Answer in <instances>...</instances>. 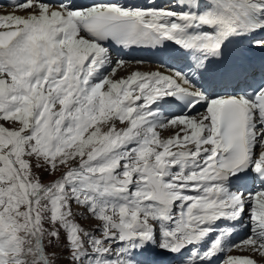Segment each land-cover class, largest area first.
I'll return each mask as SVG.
<instances>
[{"label":"bare ground","instance_id":"1","mask_svg":"<svg viewBox=\"0 0 264 264\" xmlns=\"http://www.w3.org/2000/svg\"><path fill=\"white\" fill-rule=\"evenodd\" d=\"M33 1L14 8L0 6V31L9 32L17 45L0 50V98L13 100L17 98L16 92L25 95L28 86L43 94L49 86L55 88L52 85H71L72 91L88 93L107 108L116 102L123 109H134L147 135L146 139L137 140V144H148L150 153L161 157L155 164L160 172L154 178L149 177L146 185L140 170L135 174L136 199L142 197L141 191L148 197L135 199L134 205L152 213L147 211L151 216L149 219L145 216L146 223L141 220L145 225L141 229L148 235H135L141 239L131 241L133 245L126 248L123 247L129 236L122 228L121 234L110 231L107 238L109 243L115 238L123 246L121 254L128 261L125 263L264 264V185L245 187L233 182L228 188L218 180V170L213 167V158L221 149L216 139V111L221 97L207 98L198 113L187 116L168 114L174 111L170 107L164 112L168 100L163 97L182 83L191 82L193 77L199 88L200 75H205L203 80L209 76L204 57L196 52H199L196 47L225 41L247 47L264 43V0H168L167 6L159 5L156 10L153 0H88L87 3L76 0L71 2L72 8L66 9ZM115 8L131 16L157 39L169 42L157 54L163 60L161 63L134 51L121 53L123 50L105 46L84 32L87 27L80 23V18L91 17L93 12L101 13L98 16L106 11L122 14ZM43 16L48 18L44 20ZM97 61L102 65L99 71L95 70ZM184 74L191 77L187 79ZM213 80L216 83L207 81L205 91L222 96L221 82L225 78ZM131 97L136 98L135 103L130 102ZM205 110L209 112L207 117L202 115ZM125 119L129 120V115ZM254 150L253 161L258 166L264 162V135L254 144ZM141 162H137L141 170L150 169L154 175L155 165ZM150 186L161 195L168 193L166 203L159 201L155 205L150 201ZM102 189L109 194L113 191L108 186ZM117 196H113L116 201ZM103 201L107 202L97 203L92 210L97 209L96 213L101 211L100 207L107 212L123 210V207L115 209L109 200ZM157 228L160 233L155 237L153 232ZM181 235L187 241L184 247L176 248L174 244ZM109 243L105 245L110 251L114 246ZM156 246L165 252L153 248ZM107 259V256L103 258L105 262Z\"/></svg>","mask_w":264,"mask_h":264},{"label":"rangeland","instance_id":"2","mask_svg":"<svg viewBox=\"0 0 264 264\" xmlns=\"http://www.w3.org/2000/svg\"><path fill=\"white\" fill-rule=\"evenodd\" d=\"M152 2L155 6L166 3L165 0ZM26 89L25 95L16 92L17 98L11 100L12 103L0 100V264H45L48 261L50 264H126L128 261L121 251L141 239L135 235H148L141 225L147 222L145 216L148 219L151 216L146 208L141 211L134 205L135 174L141 170L137 162L148 161L155 165L161 158L150 153L152 149L148 144H137V140L147 138L146 128L139 123L134 109L135 117H132L129 109L112 105L107 108L96 98L92 101L98 103L97 106L89 104L90 101L78 104L75 102L80 94L78 90L61 93L48 88L42 94L29 86ZM65 96H70V100ZM127 115L129 120L125 119ZM121 139L124 141L119 143ZM16 145L20 147L15 163L12 151ZM181 145L179 142L178 147ZM137 148H142L143 152ZM123 150L126 155H122ZM51 168H58L60 172L52 182L49 181L53 176ZM143 170L147 176L153 175L150 169ZM146 175H143L145 185ZM35 178L37 183L32 184ZM96 185L99 188L95 193ZM104 186L113 189L111 194L103 192L109 195L104 196L105 200L119 193L118 201L113 199L114 208L123 207V210L117 213L107 212L103 207L98 208L101 210L98 213L97 209L92 210L91 207L103 201L100 190ZM137 187L141 189L140 185ZM31 192L36 198L34 213ZM144 193L141 191L146 199L148 196ZM153 196L150 192L151 201H154ZM167 196L165 193V201ZM142 197L138 198L142 200ZM91 228H95L92 235ZM120 228L129 236L125 247L115 238L111 243L107 239L110 231L121 234ZM153 233L158 237L159 228ZM184 236L177 242L186 243ZM106 243L114 248L109 251ZM158 246L153 248L164 253ZM106 256L107 262L103 260Z\"/></svg>","mask_w":264,"mask_h":264}]
</instances>
